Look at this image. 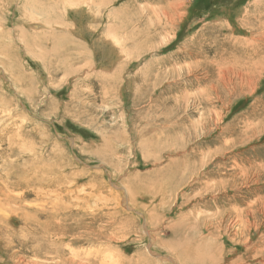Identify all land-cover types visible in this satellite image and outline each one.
Instances as JSON below:
<instances>
[{"label":"rangeland","instance_id":"1","mask_svg":"<svg viewBox=\"0 0 264 264\" xmlns=\"http://www.w3.org/2000/svg\"><path fill=\"white\" fill-rule=\"evenodd\" d=\"M257 12L0 0V264H264Z\"/></svg>","mask_w":264,"mask_h":264},{"label":"bare ground","instance_id":"2","mask_svg":"<svg viewBox=\"0 0 264 264\" xmlns=\"http://www.w3.org/2000/svg\"><path fill=\"white\" fill-rule=\"evenodd\" d=\"M169 5H170L169 10H165L166 12L164 10L162 11L164 14H166L165 16H166V19L168 20V22L174 20L173 17H175V16L170 11L171 10L175 11L178 4L177 3L174 4L172 2ZM246 15H248V14H246ZM248 16L249 17L247 19L244 18V20H246L245 22H247V20L249 18H253V22L249 23V25L246 27L247 35L245 37H240V38H234V36H231V40L234 41V44H238L239 42H243L242 49L247 48L251 52L264 51V13H262V12H257L254 14L250 13ZM90 17H92V16H90ZM241 24H242V22H241ZM253 66H254V64H253ZM255 66H256V69L260 68V65L258 63H256ZM0 194L1 195L5 194L4 190L0 191ZM34 225H37L38 228L42 229L44 231L43 235H46V231H45L46 225L44 222L40 223V221L35 220ZM49 234L55 235L56 233L50 232ZM41 236H42V234H41ZM45 239H47V237ZM46 245H48V244L46 243ZM46 245H43V244L37 245L36 248L34 250H32L33 253H35V254H40L41 252L45 253L47 251V249L49 247H51V246L46 247ZM57 255H58V257H60L59 253ZM33 264H36V263H33Z\"/></svg>","mask_w":264,"mask_h":264},{"label":"water","instance_id":"3","mask_svg":"<svg viewBox=\"0 0 264 264\" xmlns=\"http://www.w3.org/2000/svg\"><path fill=\"white\" fill-rule=\"evenodd\" d=\"M129 208V207H128ZM165 257V256H164ZM169 258V257H168ZM170 259V258H169Z\"/></svg>","mask_w":264,"mask_h":264}]
</instances>
